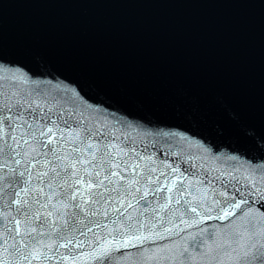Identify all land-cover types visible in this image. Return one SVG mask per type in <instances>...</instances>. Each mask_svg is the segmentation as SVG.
Returning <instances> with one entry per match:
<instances>
[{
	"label": "water",
	"instance_id": "95a60500",
	"mask_svg": "<svg viewBox=\"0 0 264 264\" xmlns=\"http://www.w3.org/2000/svg\"><path fill=\"white\" fill-rule=\"evenodd\" d=\"M13 60L30 71L46 61L55 65L44 76L75 85L64 94L66 100L57 101L60 105L110 129L127 122L138 125V131L128 129L130 139L122 144L131 143L157 165L178 168L189 180L205 181L203 187L210 182L231 194L228 173L239 177L241 185L244 176L264 173V0H23L0 46V62ZM73 66L78 74L72 73ZM6 71L0 68L5 91L32 92L42 103L55 95L48 82L17 85ZM260 205L257 199L255 207ZM192 215L166 225L179 224V235L147 242L143 251L132 249L131 257L114 254V260L234 264L225 248L213 246L206 253L201 246L193 252L191 236L212 244V233L223 232L218 244L235 247L232 231H251V224L236 221L224 227L227 221L213 219L185 227L181 217L191 223ZM164 247L175 251L161 253ZM182 247L193 259L178 258ZM79 251L90 248L73 255ZM155 255L159 259H151ZM80 264L97 262L81 257Z\"/></svg>",
	"mask_w": 264,
	"mask_h": 264
},
{
	"label": "snow or ice",
	"instance_id": "6c2138e0",
	"mask_svg": "<svg viewBox=\"0 0 264 264\" xmlns=\"http://www.w3.org/2000/svg\"><path fill=\"white\" fill-rule=\"evenodd\" d=\"M17 79L26 83L15 76L13 83ZM79 116L55 98L42 103L32 92L0 90V264H80L81 257L117 264L114 254L131 257L147 242L179 235L180 225L167 227L173 220L161 213L181 205L185 215L193 214L191 223L181 217L185 227L213 219L227 221L224 227L236 221L252 226L232 231L235 247L218 244L223 232L212 233V244L193 235V252L215 246L225 248L234 264H264V173L244 176L242 185L228 173L231 194L210 182L203 187L205 181L189 180L178 168L157 165L131 143L122 144L106 123ZM84 247L90 251L73 255ZM179 257L193 259L187 247Z\"/></svg>",
	"mask_w": 264,
	"mask_h": 264
}]
</instances>
